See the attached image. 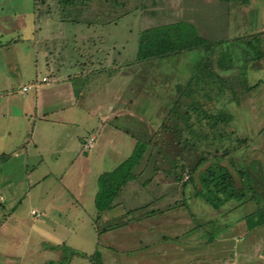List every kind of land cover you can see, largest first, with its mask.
Returning a JSON list of instances; mask_svg holds the SVG:
<instances>
[{"label":"rangeland","instance_id":"obj_1","mask_svg":"<svg viewBox=\"0 0 264 264\" xmlns=\"http://www.w3.org/2000/svg\"><path fill=\"white\" fill-rule=\"evenodd\" d=\"M110 1L88 4L72 26L59 22V0H38L36 7L34 0H0V149H6L0 150L5 154L0 161V195L4 197L0 202V220L4 219L0 221V264H264V226L248 231L243 222L253 202L218 213L192 198L190 185L173 189L169 181L165 183L166 171L173 169L183 183L188 176L181 166L192 167L198 157L176 144L177 138L168 133H158L153 148L148 147L132 169L136 177L119 193L116 203L120 205L98 214L93 200L98 176L122 164L137 141L147 143L151 139L177 98L176 87L192 76L204 54L197 50L134 63L139 31L171 24L190 28L210 41H225L215 52L230 47L234 67L220 74L232 79L239 93L243 77L247 86L261 80L254 89L239 94V103L222 96L215 106L228 105L233 119L227 129L234 130L246 144L236 157L246 154L250 164L257 162L256 169L264 180V60L246 63L244 44L232 45L235 37L263 31L264 0L231 6L228 12L217 0H114L113 6ZM69 13L67 18L74 12L70 9ZM37 16L55 20L48 29L55 39L43 46L52 47L53 54L46 57L53 71L59 76L89 73L92 82L75 91L77 105L81 111L89 110L91 117L86 125L67 126L64 134H58L64 137L61 142L66 141L62 148L43 142L37 125L31 135L33 117H21L25 99L19 89L49 75L43 49L34 46L33 21ZM98 16L104 22L93 19ZM73 31L78 39L72 42L68 33ZM103 69L104 74L93 75ZM33 91L29 90L25 98ZM129 99L134 116L121 113L118 120L120 126L130 128L121 127L120 132L109 129L106 123L98 124L94 114L99 116L111 107L124 111ZM146 115L154 117L146 122ZM54 126L44 127L49 130ZM6 130L11 135H4ZM86 142L91 148L84 147ZM13 152L17 158L12 157ZM174 159L177 165H173ZM251 174L261 182L253 170ZM41 177L45 179L38 183ZM258 185L264 189V183ZM165 207L174 208L171 214L185 219L186 224L176 229L199 225L195 233L198 241L200 237L209 240L201 248L194 247L190 255H165ZM31 211L41 216L34 217ZM136 238L150 244L145 242L144 247L128 255L112 246L115 241L134 242Z\"/></svg>","mask_w":264,"mask_h":264},{"label":"trees","instance_id":"obj_2","mask_svg":"<svg viewBox=\"0 0 264 264\" xmlns=\"http://www.w3.org/2000/svg\"><path fill=\"white\" fill-rule=\"evenodd\" d=\"M37 1L34 0L35 7L38 6ZM93 1L95 0H59L60 20L76 23V18L84 7ZM217 1L224 4L228 12L231 6H246L250 0ZM113 4L115 5V1L111 0L110 6ZM68 7L74 12L70 18H67L71 14L70 9L66 10ZM262 30L246 37H235L232 41V45L244 44L242 52L246 63H259L264 60V29ZM224 43L222 40L210 41L198 37L190 28L178 24L149 27L139 31L134 63L158 61L197 50L204 54L192 76L185 84L176 87L177 98L171 104L167 115L161 119L151 139L147 143L137 141L132 153L122 164L98 176L97 192L93 199L98 214L120 205V202L116 203L119 193L136 177L131 173L132 169L140 163L146 149L153 148L158 133H168L177 138L176 144L198 155L192 167L181 166L182 172L188 176L183 183L182 176L175 174L176 169L172 172L166 171L165 183L169 181L168 186L173 189L181 186L184 189L190 185L191 197L202 200L218 213H229L253 202L252 211L243 216L245 227L251 231L264 226V189L260 190L258 185L264 183V180L259 168L256 169L257 162L252 161L250 164L246 154L236 157L245 147V140L236 136L234 130L227 129L233 119L228 105L215 106L222 96L229 97V102L239 103V94L254 89L261 80L256 85L247 86L243 77L239 83L242 91H236L233 80L220 74L234 67L230 47L215 52V48ZM4 156H0V161ZM172 163L177 165V160L174 159ZM250 170L258 174L261 182L254 178ZM92 255L96 256V253ZM92 255L89 256L90 260Z\"/></svg>","mask_w":264,"mask_h":264},{"label":"crops","instance_id":"obj_3","mask_svg":"<svg viewBox=\"0 0 264 264\" xmlns=\"http://www.w3.org/2000/svg\"><path fill=\"white\" fill-rule=\"evenodd\" d=\"M34 13L36 14L35 10H34ZM93 19H96L95 21L97 23L104 22L103 20H101L102 18H100V16L93 18ZM33 22H34V31L32 32V35L34 37L33 38L34 39V46H36L40 49L41 48L43 49L44 56H45L44 59L46 62L45 65L47 67V71L49 72V75L41 77V79L46 78L47 82H42L40 79V82L35 81L33 84L29 85V86H33V85H35V86L31 87L30 89H28L25 92L22 91V88L19 89V91H18L19 94L22 96V98L25 99L23 101V103L21 104V105H23L22 106L23 110L21 111V114H22L21 117L24 120L29 119L28 116H30V118L33 117V126L34 127H33V130L31 132V135L34 136L35 126L37 125L38 126V135L41 136V138L43 139V142H45L46 144L50 142L49 144L51 147H54L56 145L55 147L61 146V148H62V146H65L66 141L61 142V139L63 140L64 137L59 136L58 134H64L63 131L65 130V128H67V126L71 127V126H77L79 124L80 125H86L88 123V117H91V113L89 112V110L88 111H86V110L81 111L83 109L79 108V106L77 105V103H78L77 97L78 96L75 93V91L81 89V87H83V88L88 87L91 77L88 76L89 73L86 74L84 72L83 73L80 72L77 74L66 73L64 76H59L58 74H56L53 71V69L51 68L50 64L48 63V60L46 57L47 56L46 54H48L50 52H51L50 54H53V52L51 51L52 47H51V49H48L47 47H45V48L43 47L46 42L49 41V43H50L51 42L50 40L55 39L52 35L48 34V29L51 28V26H54L52 23L55 22V20H53V18H50V17H47L46 19H44L43 17L41 18V17L37 16V17H34ZM59 22L60 23H69V24H72V26L75 24V23L69 22V21H63V22L59 21ZM70 27H68V28H70ZM38 33H40V34H38ZM43 33H45V34H43ZM49 33H50V31H49ZM37 34H38V36H37ZM68 35L71 38H73L72 42L74 41V38L78 39V36L75 34V31L69 32ZM36 36H37V38H36ZM88 38H89V36H88ZM80 39H82V38H80ZM137 39H138V36H137ZM137 44H138V40H137ZM136 51H137V48L134 47V52H136ZM36 61H37V59H36ZM118 66L121 67V65H118ZM118 66H116L114 68L117 69ZM104 70L105 69L96 71L95 73H93V75L98 76V75L104 74L105 73ZM86 77L88 79H86ZM23 87H25V86H23ZM47 87H50V88H47ZM32 89L34 90L32 96L25 98L27 92L29 90H32ZM140 92H142V90H140L139 93ZM62 101H65L66 104L62 105ZM128 101H129V105H128V107L125 108L124 111H122L121 109H115V108L111 107V108H109V110H105V113H103V114L101 113L99 116H98L99 113L94 114V116L97 117L96 118L97 121H99L98 124H105L106 123L110 126L109 129L115 128L116 130H118L120 132H123L122 129L130 128V127L127 128L126 126H123V125L120 126V123L118 120V118H119L118 115H120L121 113H123V114L127 113L130 117L134 116L133 114H134L135 109H134L133 104H132L133 101L130 99ZM151 117L153 118L154 115H152V116L146 115L143 117V119L146 122H150ZM113 120H116L115 123H112ZM47 125H50V126L55 125V126L53 127V129L51 127L49 130H47V128L44 127ZM121 127H122V129H121ZM124 131H125V133H128L127 130H124ZM3 133H4V135L7 133L9 135H11L10 132L7 130L4 131ZM54 137H55V140L53 141L52 139ZM75 137L78 138V134L75 135ZM51 142L54 144L53 146L51 145ZM91 142H93V138H92ZM57 143H60V144H57ZM84 147L91 148V144L88 145V142H86ZM35 149L37 150L38 148H35ZM0 150L4 151L6 149L4 148V149H0ZM3 151H1L0 156L5 155V154H3L4 153ZM12 157L17 158L18 157L17 153L13 152ZM57 160L58 159L55 158V161H57ZM44 179H45V177L38 178L37 182L39 183V180L42 181ZM13 198H15V197H13ZM3 200H4V197H2L0 195V202H2ZM173 210H174V208H170V207L166 208L165 207V255L166 254H172L175 252H177L181 256L190 255L191 253H193L192 249L194 247L202 246V243L207 242L209 239L205 241V240L201 239V237H200V241H198V239H197L198 237L195 236V233L199 231V228L197 227V225H193L192 228L191 227L190 228L187 227V229L184 228L183 231L182 230L179 231L178 229H176L178 226L186 224V221H185V219L179 217L178 215L175 216L174 213L171 214L173 212ZM40 216H41V214H40ZM40 216H38V217H40ZM1 220H4V219H1ZM0 225H1V222H0ZM0 227H2V225ZM145 242H148V245L150 244L149 240L142 242V240L136 238V240L134 242H132V241L116 242L115 241L114 243H116V244L114 245V243H113L112 246L115 247L118 252L121 251L122 254L128 255L130 252H135L138 249V247L139 248L144 247L143 243H145ZM167 242H169V243H180V244H179V246H174V245L168 246ZM182 244H183V246H182ZM118 245H120V247ZM51 247H54V246L51 245ZM168 247H171V248L176 247V249L171 250ZM115 248H113V249L115 250ZM135 248H137V249H135ZM195 257H193L192 260H194ZM2 260H3V258L0 257V262H3ZM4 261L10 262L8 257H4ZM11 261L13 262L14 260L11 259Z\"/></svg>","mask_w":264,"mask_h":264},{"label":"built area","instance_id":"obj_4","mask_svg":"<svg viewBox=\"0 0 264 264\" xmlns=\"http://www.w3.org/2000/svg\"><path fill=\"white\" fill-rule=\"evenodd\" d=\"M41 81L42 82H47V79L46 78H42ZM34 86L35 85L22 87V91L25 92V91H27L28 89H30L31 87H34ZM91 141H92V139H91ZM88 145H90V142H88ZM30 214L33 215V216H36V217L39 216V214H37L34 211H31Z\"/></svg>","mask_w":264,"mask_h":264}]
</instances>
